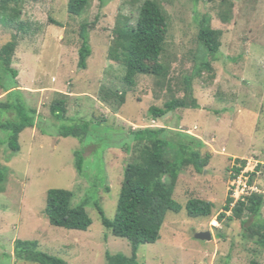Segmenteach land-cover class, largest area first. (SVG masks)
Listing matches in <instances>:
<instances>
[{"label": "rangeland", "instance_id": "rangeland-1", "mask_svg": "<svg viewBox=\"0 0 264 264\" xmlns=\"http://www.w3.org/2000/svg\"><path fill=\"white\" fill-rule=\"evenodd\" d=\"M67 1L23 0L20 21L29 25L26 35L7 27L0 15V48L18 34L12 67L18 72L20 99L37 113L36 126L20 134L16 153L6 145L8 132L0 130V167L5 171L0 264H27L15 260L16 240L36 241L40 251L68 264H106V253L129 256V242L102 226L98 210L113 219L124 168L134 156L130 131L147 127H164L169 139L192 137L211 159L201 174L191 167L181 172L174 192L181 209L166 213L155 243L138 246V263L264 264V246L243 238L245 216L229 220L226 213L218 219L227 198L231 160L254 158L264 165V0H157L168 19L160 58L167 76L139 75L132 87L123 82L122 63L110 60L108 52L118 21L133 23L144 0H88L80 16L67 13ZM203 15L209 16L211 28L221 31L215 61L197 39ZM83 23L92 25L87 34L91 54L86 68L80 69ZM204 60L210 61L212 70L197 75ZM186 77L192 78L189 100L199 107L153 120L150 107L184 98ZM59 93L66 96L64 122L49 111L51 103L62 98ZM6 94L0 89V102L7 100ZM11 117L2 115L0 120ZM81 121L93 123L86 138L59 137L62 125ZM77 151L84 160L81 176L75 168ZM50 189L72 191V206L87 201L91 220L87 231L49 224L45 206ZM189 198L214 203L211 216L188 217ZM259 220L264 225V206ZM205 231L210 232V241L195 239Z\"/></svg>", "mask_w": 264, "mask_h": 264}, {"label": "trees", "instance_id": "trees-1", "mask_svg": "<svg viewBox=\"0 0 264 264\" xmlns=\"http://www.w3.org/2000/svg\"><path fill=\"white\" fill-rule=\"evenodd\" d=\"M220 1L225 0H208ZM23 0H0V15L3 23L8 27H15L18 33L26 35L28 24L20 21ZM88 5V0H68L67 13L70 16H80ZM225 19V17H223ZM15 25V26H14ZM58 25V24H56ZM92 25L83 23L80 26L78 49V67L86 68V60L90 56L87 41L88 30ZM168 31V19L162 6L157 0H144L137 9L135 21L120 19L113 30V45L108 52L109 59L121 62L124 67L123 82L128 87L135 84L139 75H153L165 78L167 70L160 62L163 53L165 37ZM221 31L210 26V18L203 15L198 20L197 39L207 56L216 60L220 50ZM18 45V34L0 48V89L7 93V100L0 102V117L11 114V118L0 120V130L8 132L7 147L14 153L19 151V137L26 129L36 126V111L28 107L21 99L16 80L18 72L12 67V60ZM210 61L204 60L197 70L210 72ZM192 78L184 79V98H172L162 107H150L149 115L153 120L165 117L168 113L178 109L198 108L194 100H189L192 94L190 84ZM54 100L49 108L51 116L60 122L67 121L65 95ZM120 102L124 96L118 97ZM90 121L77 124L62 125L58 131L59 137H73L84 139L89 134ZM167 129L140 128L130 131L135 144L134 156L124 168V175L119 189L113 219H106L99 209L102 226L117 238L126 239L131 248L129 256L106 253V264H139L136 252L139 245L153 244L160 235L166 213H177L181 206L174 200V192L181 172L191 167L196 173H203L208 166L211 155L202 154L200 142L194 138L187 141L169 139ZM176 137V136H175ZM182 137V136H181ZM177 138V137H176ZM2 144V143H1ZM76 172L83 174L84 160L80 152H75ZM227 167L228 183L235 178L243 168L245 161L233 158ZM261 175L256 178L255 172L249 173V183L259 180L257 185L264 189V165H258L256 171ZM5 177L4 168L0 167V191H3L2 181ZM227 191V198L218 216L221 220L227 214L229 220H243L244 239L256 240L264 246V225L259 220L264 206V194L256 193L244 197V201H233ZM74 194L65 189H50L46 192L45 215L49 224L67 230L87 231L91 225L89 215L85 210L87 201L72 206ZM215 204L207 199L189 198L185 203L186 215L191 218L211 216ZM227 213V214H226ZM250 222L247 226L245 224ZM14 257L18 262L27 264H68L66 261L44 253L38 249L36 241L16 240L14 242Z\"/></svg>", "mask_w": 264, "mask_h": 264}, {"label": "built area", "instance_id": "built-area-1", "mask_svg": "<svg viewBox=\"0 0 264 264\" xmlns=\"http://www.w3.org/2000/svg\"><path fill=\"white\" fill-rule=\"evenodd\" d=\"M245 161L243 168L241 169L240 173L233 179L229 181L227 191L230 192L229 196L232 198V202L230 204L231 207L237 201H244V197L250 194H264V189H261L257 183L258 179L261 175V171H256L258 165H263L262 163L258 162L254 158L250 159H242ZM255 172L256 178L253 183H249V173Z\"/></svg>", "mask_w": 264, "mask_h": 264}, {"label": "water", "instance_id": "water-1", "mask_svg": "<svg viewBox=\"0 0 264 264\" xmlns=\"http://www.w3.org/2000/svg\"><path fill=\"white\" fill-rule=\"evenodd\" d=\"M194 237L195 239L200 240V241H210L211 240V234L209 231L197 233Z\"/></svg>", "mask_w": 264, "mask_h": 264}]
</instances>
